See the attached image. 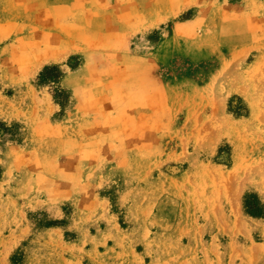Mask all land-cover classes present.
<instances>
[{
  "label": "rangeland",
  "instance_id": "rangeland-1",
  "mask_svg": "<svg viewBox=\"0 0 264 264\" xmlns=\"http://www.w3.org/2000/svg\"><path fill=\"white\" fill-rule=\"evenodd\" d=\"M264 0H0V264H264Z\"/></svg>",
  "mask_w": 264,
  "mask_h": 264
},
{
  "label": "trees",
  "instance_id": "trees-1",
  "mask_svg": "<svg viewBox=\"0 0 264 264\" xmlns=\"http://www.w3.org/2000/svg\"><path fill=\"white\" fill-rule=\"evenodd\" d=\"M243 211L255 217H260L264 214V205L253 194H244L242 201Z\"/></svg>",
  "mask_w": 264,
  "mask_h": 264
}]
</instances>
